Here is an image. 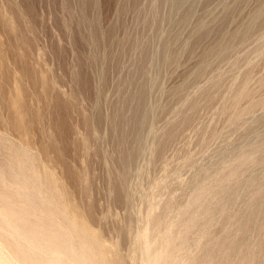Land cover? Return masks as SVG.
Masks as SVG:
<instances>
[{
    "label": "rangeland",
    "instance_id": "1",
    "mask_svg": "<svg viewBox=\"0 0 264 264\" xmlns=\"http://www.w3.org/2000/svg\"><path fill=\"white\" fill-rule=\"evenodd\" d=\"M0 264H264V0H0Z\"/></svg>",
    "mask_w": 264,
    "mask_h": 264
},
{
    "label": "bare ground",
    "instance_id": "2",
    "mask_svg": "<svg viewBox=\"0 0 264 264\" xmlns=\"http://www.w3.org/2000/svg\"><path fill=\"white\" fill-rule=\"evenodd\" d=\"M83 262V261H82Z\"/></svg>",
    "mask_w": 264,
    "mask_h": 264
}]
</instances>
